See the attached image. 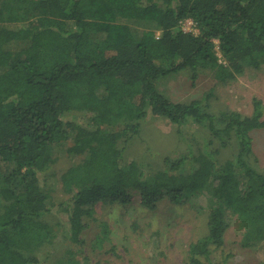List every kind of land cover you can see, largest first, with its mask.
<instances>
[{"label": "trees", "instance_id": "16d2710c", "mask_svg": "<svg viewBox=\"0 0 264 264\" xmlns=\"http://www.w3.org/2000/svg\"><path fill=\"white\" fill-rule=\"evenodd\" d=\"M186 18L198 33L182 28ZM244 65L264 70V0H0V165L10 166L0 167V264H47L39 251L60 228L43 214L66 211L63 235L79 242L95 202L126 207L133 190L142 208L189 203L203 218L181 264H212L233 218L240 246L264 244V173L250 137L264 130L261 101L250 114L212 111L156 86L178 71L225 82ZM152 116L176 126L185 152L127 159ZM60 155L69 164L57 174ZM198 195L206 205L191 200ZM107 233L101 223L93 244ZM148 237L154 258L158 232ZM88 260L66 250L52 264Z\"/></svg>", "mask_w": 264, "mask_h": 264}, {"label": "rangeland", "instance_id": "374dc122", "mask_svg": "<svg viewBox=\"0 0 264 264\" xmlns=\"http://www.w3.org/2000/svg\"><path fill=\"white\" fill-rule=\"evenodd\" d=\"M181 26L185 31L198 33L197 26L190 18L182 20ZM215 51L220 56L217 46ZM190 74V71H178L161 77L157 81V89L173 102L203 99L209 110H231L241 114H250L252 101L256 98L261 101L264 113V70L244 65L240 73L225 82L217 81L207 70L199 71L193 80ZM190 125L185 126L188 134L194 132ZM250 137L256 159L254 165L264 173V130H252ZM185 148L175 125L165 118L152 116L143 122L140 135L127 147L126 157L129 160L142 157L157 163L162 162L165 156L170 159L178 157L185 152ZM68 164V159L60 155L52 169L58 174ZM0 167L2 172L10 168L4 163ZM55 195L63 197L59 192ZM139 198L133 190L126 207L95 202L94 219L85 217L87 225L79 234V242H72L63 235L68 226L66 211L54 209L43 214L40 217L42 220L59 225L60 229L51 245L40 249V259L52 264L57 256L71 250L76 258L86 255L89 264L183 263L188 242L201 233L203 218L189 208V203L175 206L161 200L150 211L138 204ZM191 200L202 206L207 204L203 195L194 196ZM101 223L106 224L108 233L107 238L97 246L92 241L100 231ZM155 231L160 241L157 255L153 258L148 249V236ZM242 233V225L233 218L224 232L223 245L212 252V264H264V244L255 248L242 247L239 244Z\"/></svg>", "mask_w": 264, "mask_h": 264}]
</instances>
